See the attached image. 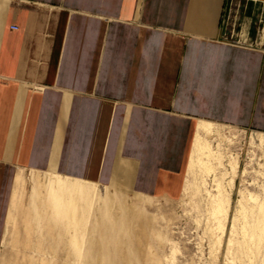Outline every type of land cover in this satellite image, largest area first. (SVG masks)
<instances>
[{
	"label": "crops",
	"instance_id": "obj_1",
	"mask_svg": "<svg viewBox=\"0 0 264 264\" xmlns=\"http://www.w3.org/2000/svg\"><path fill=\"white\" fill-rule=\"evenodd\" d=\"M199 120L264 133V0H0V243L19 171L173 196Z\"/></svg>",
	"mask_w": 264,
	"mask_h": 264
},
{
	"label": "rangeland",
	"instance_id": "obj_2",
	"mask_svg": "<svg viewBox=\"0 0 264 264\" xmlns=\"http://www.w3.org/2000/svg\"><path fill=\"white\" fill-rule=\"evenodd\" d=\"M213 128L227 138L218 142L214 139L211 142L222 158L220 166L215 167L212 173L201 172L195 166L192 172L194 175L191 174L187 178L186 164L181 175V186L175 190L173 196L143 193L136 195L128 188L119 187L121 195L124 193L126 194L122 195L124 199L128 197V201L134 204L137 202L138 208L149 217L150 230L164 233L167 238L173 240L176 245L173 264H264V143L260 142L258 137V134H263L262 137H264V133L221 124H216ZM229 135L233 138L229 139ZM33 175L26 170L25 187L21 190L27 192L26 200L30 202L32 213V220L29 222L31 230L28 235L21 237V239L28 237V245L8 242L7 224L9 223L6 220L3 239L0 243V264L8 260L6 258L8 252L15 254V257H10L9 264H59L60 258L53 255L57 252L47 251L62 248L59 243H55L56 240L62 238L64 241L79 240L83 243L96 238L93 218L100 212L98 206L92 205L87 213L88 218L85 219V214L75 211V208L80 205V200L73 196L68 199L65 216L66 221H69L67 233L74 234L75 229V235L62 237L59 235L57 227L65 220L60 221L54 213L49 219L52 224L49 221L46 222L50 228L47 231L42 229L33 205L34 201L42 204L46 195L41 191L39 198L37 189L30 187L28 177ZM97 188L98 195L104 196V186L99 184ZM216 198L223 202L220 214H223L224 218L221 226L213 225L211 221L214 207L212 199ZM116 209L118 208H112L111 211ZM111 211L103 209L101 212L105 216H110ZM74 217H81L83 227L82 225L73 227ZM47 232H52L53 235L51 237L45 235ZM86 234L91 237H87ZM165 236L157 242L161 253L162 251L168 253ZM50 238L53 242H49ZM39 242L41 244H38ZM73 247L72 245L67 247L71 254H74L75 247ZM38 249L45 251L40 252L37 251ZM19 250L27 251L30 257L23 258ZM75 251H77L76 248ZM82 254L79 261H82L80 260ZM71 263L74 264V260H71Z\"/></svg>",
	"mask_w": 264,
	"mask_h": 264
},
{
	"label": "bare ground",
	"instance_id": "obj_3",
	"mask_svg": "<svg viewBox=\"0 0 264 264\" xmlns=\"http://www.w3.org/2000/svg\"><path fill=\"white\" fill-rule=\"evenodd\" d=\"M216 124L217 123L207 120L198 121L195 127L186 167L187 178L193 174L192 172L195 166H197L201 172L205 173H212L215 167L220 166L222 160L220 152L215 150L211 142L214 139L217 142L226 140L227 136L215 131L213 127ZM262 135L263 134H258V137L260 142L264 143V137H262ZM228 138L232 139L233 136L229 135ZM25 172V170H21L15 176L10 205L7 210V223H9L7 224V237L9 236L8 242H10V244L28 245L29 241L28 237L21 239L23 235L25 236L29 234L28 232L31 230L29 222L32 220L30 202L26 200L27 192L21 191L25 187ZM28 172L34 174L32 177L29 176L28 180L30 182V187L32 186L37 189V196L40 198L41 191L45 192L44 194L46 195L42 204L38 201H34V205L32 204L35 206L41 228L45 229V231L50 228V225L46 222L49 221L50 215L54 213V216L59 217L60 221L65 220L63 223L60 222L57 227L59 235L61 237L64 235H75V229L74 234L72 232L67 233L66 231L67 225L69 224V221H66L67 218L65 216L66 205L71 196L80 200L79 204L81 207L78 204L80 209L77 207L75 208V211H79V214H85V219L88 218L89 214L87 213L92 205L95 206L96 204L98 206H96L98 211H100L98 214L94 213L96 217L93 218V229L96 238L83 243H80L79 240L64 241L61 238L56 240L57 242L55 241V243H59L62 248L47 250L48 252H57V254L53 255L60 258L59 264H72L71 260H74V264L174 263L175 258L173 253L176 251V245L173 243V240L169 237L167 238L164 233L150 230L149 217L144 214L145 212L143 210L138 208L137 202L134 204L131 201H128V197L124 199L122 195L126 194L123 193L121 195V188L118 186L105 185V195L99 196L98 188L95 185L96 183L91 184L86 180L81 181L60 175H41L34 171ZM135 194L140 195V193L137 192H135ZM250 198H252V195H250ZM212 200L214 207L211 221L213 225L221 226L222 219L224 218L222 216L223 214H220L223 209V202L218 198ZM40 202H42V200ZM116 207L118 208L116 210H119L118 212H115L116 210L111 211L112 208ZM97 208H95V210H97ZM103 209L111 211L110 216L103 215L101 212ZM73 220L74 228L80 225L83 227L84 224L83 221H81V217H74ZM90 228H92L91 225ZM45 235L51 237L53 234L52 232H47ZM164 236L166 237L165 243L167 245L168 253H164L163 251L161 253L159 249L160 246L157 243L158 240L163 239ZM87 237L91 236L87 235ZM48 240L49 242H53L51 238ZM38 244H41V242ZM69 245L76 248L77 251H75V248L73 247L74 254L69 252L70 250L67 248ZM81 247L84 248H82V252ZM37 251L43 252L45 250L38 249ZM19 252H22L23 258L30 257V254L25 250H19ZM81 253H83L82 259H80L82 261H79ZM10 257H15V254L13 252H8L6 256L8 260L5 262L3 261L1 264H9Z\"/></svg>",
	"mask_w": 264,
	"mask_h": 264
}]
</instances>
